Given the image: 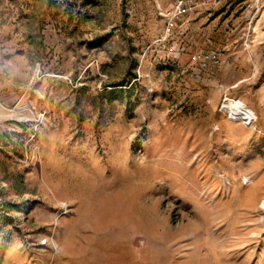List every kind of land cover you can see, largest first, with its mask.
Segmentation results:
<instances>
[{"label":"rangeland","instance_id":"rangeland-1","mask_svg":"<svg viewBox=\"0 0 264 264\" xmlns=\"http://www.w3.org/2000/svg\"><path fill=\"white\" fill-rule=\"evenodd\" d=\"M172 2L0 0V264H264V0Z\"/></svg>","mask_w":264,"mask_h":264},{"label":"built area","instance_id":"built-area-1","mask_svg":"<svg viewBox=\"0 0 264 264\" xmlns=\"http://www.w3.org/2000/svg\"><path fill=\"white\" fill-rule=\"evenodd\" d=\"M207 0H173L169 8L161 11L159 15L162 17L164 21V33L165 37L163 40L167 38L174 37L176 34V31L178 28H180V25L183 24V22L192 16L193 14L197 13L201 9L206 6ZM172 54L175 57H180L181 53L186 50V47L183 45H179L178 47H173ZM191 61L196 64L199 68V70L203 71L206 70L209 66L218 67L221 65L222 59L221 54L217 51H211V52H199L194 53L191 55ZM233 100H229L228 98H225L224 104H222V110L224 111V105L228 102H231ZM228 118L233 121H241L244 125L248 127H253L255 123L257 122L258 117H254L253 119H246V118H233L231 115L226 113Z\"/></svg>","mask_w":264,"mask_h":264},{"label":"bare ground","instance_id":"bare-ground-1","mask_svg":"<svg viewBox=\"0 0 264 264\" xmlns=\"http://www.w3.org/2000/svg\"><path fill=\"white\" fill-rule=\"evenodd\" d=\"M227 108L229 109L230 113L233 114L234 116L244 117V118L249 117V110H248V108L246 106H244L243 104L239 103V102L231 101V103H229L227 105ZM225 109H226V107H225ZM4 116L5 115H3L0 112V118H3ZM245 179H247V178H245ZM247 198H246V200H248ZM262 207L264 208V200L262 202Z\"/></svg>","mask_w":264,"mask_h":264},{"label":"crops","instance_id":"crops-1","mask_svg":"<svg viewBox=\"0 0 264 264\" xmlns=\"http://www.w3.org/2000/svg\"><path fill=\"white\" fill-rule=\"evenodd\" d=\"M256 47H257V50H259L260 52L264 53V45H262V46H256ZM262 99H264L263 96H262ZM108 262H109V264H123L122 263V260H121V257H116V256H111L109 258Z\"/></svg>","mask_w":264,"mask_h":264}]
</instances>
